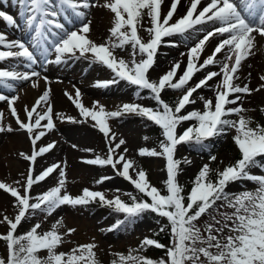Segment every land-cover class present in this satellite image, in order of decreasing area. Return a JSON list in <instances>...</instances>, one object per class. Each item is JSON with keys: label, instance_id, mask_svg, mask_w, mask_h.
Returning <instances> with one entry per match:
<instances>
[{"label": "snow or ice", "instance_id": "6c2138e0", "mask_svg": "<svg viewBox=\"0 0 264 264\" xmlns=\"http://www.w3.org/2000/svg\"><path fill=\"white\" fill-rule=\"evenodd\" d=\"M9 0H0V19L9 26L20 28L17 19L3 10ZM18 6L23 21L25 39H9L0 33V86L9 92H16V84L30 83L39 88L44 82L42 94L34 103L24 105V118L16 107L19 94H0V102L7 104L8 113L15 120L17 129L5 125V113L0 111V133L15 130L25 132L31 144L30 153L19 156L29 162L22 180L14 183L0 181V191L13 199L14 216L0 214V226L6 231L0 233V241L6 245V256H0V264H98L95 243L79 244L68 252H57L65 243V236L75 233L68 228L61 233L62 218L51 225L50 230L40 231L41 223H34L29 230L18 234V228L37 213L51 217L63 206L87 207L99 203L118 217L102 232L127 230L145 213H153L166 220L160 232H169L167 245L154 238L145 237L139 247L127 254L117 253L111 264H264V125L256 124L247 116L249 109L243 106L244 96L264 91V83L255 89L247 83H236L239 71L257 47L264 41V0H10ZM185 7L179 14V7ZM103 8L111 14L110 35L103 43L91 38V10ZM211 25V27H208ZM141 32L144 35H141ZM192 33L203 35L194 44L187 45ZM173 37L182 40L169 39ZM218 39L212 52L202 59L208 44ZM185 43L186 66L178 75L184 61H174L169 69L157 79L150 78L162 47H178ZM127 51L128 59L116 54ZM51 57V58H50ZM85 60L91 65H102L110 71L111 78L96 81L94 86L108 89L124 82L134 89L137 99H148L154 106L128 102L107 110L94 101L92 107L82 103V93L75 89L74 95L65 92L67 98L78 109L79 117L66 119L74 123H88L103 134L107 153L84 159L86 165L110 167L115 176L123 178L135 190L108 198L105 192L82 189L81 194L71 195L67 190L66 162L53 163L39 173L35 164L39 157L51 152L56 142L46 146L38 144L42 138L55 130V120L65 117L54 111L51 102V81L35 66L47 70V65H67L70 61ZM15 61L28 71L15 67L3 68L4 62ZM218 66V71H207L197 82L192 83L197 73L209 67ZM251 75V74H249ZM220 77L212 85L209 82ZM264 82V75L259 76ZM209 88L212 98L199 95L202 109L186 110L197 103L194 96L198 90ZM166 90L178 91L181 95L173 104L166 102L162 94ZM147 93V95H144ZM264 113V106L260 107ZM126 115L145 119L161 130L162 139L157 148L141 147L139 157L162 158L165 161L166 178L163 189L153 185L148 173L128 158L129 149L124 139H118L112 131L110 121ZM237 117L232 119L230 117ZM187 122V127L183 125ZM183 127V130L180 129ZM234 129L232 137L239 152V158L223 169H212L205 163L192 181V187L185 193L178 176L182 164L191 160L176 157L179 146L187 145L203 151L207 142ZM148 139L147 136L144 137ZM122 146H124L122 148ZM77 148V145H72ZM84 151H93L84 149ZM216 161V155H210ZM215 174V180L211 178ZM56 174L55 186L33 195L34 186L40 185ZM112 176H101L95 181L101 185ZM252 182V190L244 188L230 192V184ZM120 193V189L115 190ZM164 249V257L154 260L142 253L148 247ZM46 251L47 256L39 253Z\"/></svg>", "mask_w": 264, "mask_h": 264}, {"label": "rangeland", "instance_id": "374dc122", "mask_svg": "<svg viewBox=\"0 0 264 264\" xmlns=\"http://www.w3.org/2000/svg\"><path fill=\"white\" fill-rule=\"evenodd\" d=\"M3 10L12 14L21 25L20 28H14L9 26L6 22L0 19V33L6 34L7 37L12 39H25L28 37L22 31L23 21L19 17V8L18 6H13L10 3L2 5ZM111 14L108 12V15L104 21V28L109 29L111 26ZM210 27V26H208ZM16 29V30H15ZM20 29V31H18ZM12 30H15L17 35H12ZM143 32H141L142 34ZM110 35L109 31L105 38L102 39L101 43L105 42V40ZM203 34L198 33L194 35L192 33L191 40L190 38L187 40V45L194 44L197 39H199ZM169 39L182 40L180 37H173ZM182 46L180 48L175 47H162L160 50V54L157 57V67L158 64L163 65L165 61L172 60L175 58L184 59V63L186 65V55H182V53L187 52V46L185 43H180ZM120 50H117L119 52ZM116 52V53H117ZM171 52V53H170ZM82 61V60H81ZM81 61H71L67 65H60V68L56 69L55 73L58 75L59 80H64L66 83H71V85H75L76 88H79L81 93L86 95L91 100L90 107H92L94 101H98L101 105L106 106L107 110H116L117 107L123 103L135 102L141 103L146 106H154V102L148 99H137L134 95V89L131 86L125 85L124 82H121L120 85L111 86L108 89H101L94 86L96 81H104L111 78V73L102 65L96 64L89 66L88 64L82 65V67L78 66ZM12 62V61H11ZM7 63V62H4ZM3 68H13L10 65L4 64ZM39 71L40 66H35ZM156 68V67H155ZM29 69H24L22 71H28ZM218 66L209 67L208 69L197 73L194 77L192 83L197 82L201 79L207 71H218ZM182 74V70H179L178 75ZM150 78L155 80L159 76H152L150 74ZM220 77H216L213 81L209 83L215 85L219 81ZM236 83L243 86L245 83L248 84L250 88H253L248 81H244L243 78L239 77ZM261 83H264L261 81ZM28 82L23 83L19 86V89L27 88ZM253 84V83H252ZM21 87V88H20ZM84 87V88H83ZM17 88V87H16ZM88 89V90H87ZM264 93V91H262ZM0 94L5 95H15V92L9 93L5 90L0 89ZM147 95V93H144ZM172 95L179 96L181 95L178 91L166 90L162 94V98L170 97ZM203 95L206 98H212L213 92L209 88H205L202 90H198L195 97H197V103L193 105H189L186 110L192 109H202V102L199 101L198 96ZM111 98V99H110ZM104 100V101H103ZM106 101H115L116 104L113 107H109L106 104ZM6 103H3L2 106H5ZM243 106L249 111L246 113L247 116H250L253 119V127L258 123L260 125H264V113L260 111V107L264 106V95H261L259 92H254L250 96H244ZM64 120H55L56 128L54 131L49 133L46 137L42 138L40 142H38L41 146H46L49 142H52V138H57L62 141V144L53 149L54 154L51 155V152L44 154L41 158H48L47 161L42 163V166H39L35 169L36 173H39L44 168L52 165L53 163H60V157L63 153L65 147H72V145L79 146V142L83 135L89 132L91 140L94 141L93 151H88L81 160L94 158L95 155L105 156L107 153V147L105 138L103 134L92 128L88 123H74L72 121L67 120L66 118L69 115L64 116ZM232 119H236L237 117H230ZM5 125L10 124L13 129H17L18 126L15 124L14 118L10 115L5 118L3 121ZM110 126L112 131L117 134L118 139H124L126 141V147L129 149L127 154L128 158L134 159L136 164L142 167L148 173V177L151 183L158 188L163 189L162 181L166 178L165 172V161L162 158H147V157H139L138 149L141 147L147 148H157L158 146L154 143V135L151 132V128H149L148 123L145 119L134 115H126L119 119H113L110 121ZM183 127H187V122L183 125ZM183 127L180 131L183 130ZM235 135L234 129L227 130L225 135L220 137H216L207 142V148L203 151L194 150L192 147L187 145H182L178 147L176 157L178 159H182L184 156L191 160V166L188 170L181 171L178 176L179 182L184 185V187H188L191 184V181L201 169V167L205 163H210L212 169H223L226 165L235 162V157L238 154V149L234 144L232 137ZM20 136H23V141L26 143V146L31 148L30 141L28 140L26 134L22 130H15L11 133L4 132L0 133V170L4 167L8 168L9 176L5 180H3L0 176V181L7 183H14L17 180H22V175H18V171L23 170V173L26 172L28 165L26 168L22 169L20 167V163H22V157L19 156V153H16L14 142L12 143L11 139L21 140ZM147 136L148 139L145 140L144 137ZM20 146V142L16 145V147ZM12 147V148H11ZM124 146H122L123 148ZM211 147V148H210ZM77 149V148H73ZM52 150V151H53ZM66 150V149H65ZM64 150V151H65ZM78 150V149H77ZM75 151V150H74ZM132 151V152H131ZM210 155H216V161H210ZM55 158L57 159L55 161ZM55 161V162H54ZM51 162V163H50ZM26 169V170H24ZM67 174V188L66 190L73 196L81 194L82 189L89 188L91 190H98L105 192V195L108 198H112L114 195L120 194L121 198L125 201H128V197L124 196V192L132 191L135 194V190L132 186L125 181L121 177L115 176L113 170L110 167H101V166H91L81 163V167L78 172L68 171L65 169ZM68 171V172H67ZM256 174H264L261 173L259 169L252 170ZM112 176L113 178L109 181L104 182L101 185H97L95 181L99 179L101 176ZM58 177L56 174H53L52 177L48 178L45 182H42L38 186H34L33 195L38 194L44 190H47L51 186H55L57 183ZM113 190H111V189ZM247 188L252 190L255 188V184L252 182H243V183H235L230 184L228 187V191L230 192H239ZM120 189L121 192L117 193L115 190ZM108 193H107V192ZM114 191V192H113ZM2 192V191H0ZM13 199L7 195L2 193L0 196V214H6L10 217L14 216L15 209L12 207ZM62 218V227L59 228L61 233H65L68 228H75L76 231L71 236H65V243L58 247L57 252H68L71 248L75 247L79 244H87V243H95L96 248L94 249L96 253V259L98 264H111V261L116 258L117 253L126 252L130 249L137 248L140 245V242L145 238H153V233L157 230L158 224L156 221L158 220L157 216H154L152 213H145L142 218L138 219L134 225L129 227L127 230L122 231H114V232H102L101 229H107L111 226L115 219H117L116 215L111 212L110 209L106 207H101L99 203H91L87 207H69L63 206L58 209L53 216L51 217H42L41 221H37L35 216L30 218L27 222L22 223V226L18 228V234H22L30 229V227L37 222L41 223L40 231L50 230L51 225L55 223L57 220ZM6 231L4 226H0V233ZM41 257H46L47 252L41 251L39 253ZM0 256H6V245L3 241H0Z\"/></svg>", "mask_w": 264, "mask_h": 264}, {"label": "bare ground", "instance_id": "6f19581e", "mask_svg": "<svg viewBox=\"0 0 264 264\" xmlns=\"http://www.w3.org/2000/svg\"><path fill=\"white\" fill-rule=\"evenodd\" d=\"M163 7H164V10L167 11L168 0H165V4ZM185 11H186L185 7H182V6L179 7V14L182 15V14H184ZM107 15H108V11L103 9V8H95V9L91 10V14L89 17L92 20L91 38L98 44L101 43L102 39L105 38L108 34V29L104 28V21H105ZM209 26L211 27V25H209ZM15 30H12L11 34L18 36L20 33H17ZM18 31H20V29H18ZM193 34L196 35L198 33H193ZM141 35H144V33H142ZM8 38L12 39L11 36ZM192 38L193 37H190V40ZM217 42H218V39H215V40H212V42L207 45L206 51L202 55V59L205 58L208 54H210L212 52V50H213V48ZM181 46H182V44H179V46L175 47V48H180ZM253 52H254V54L251 55L245 62H243V66L241 67V69L239 71V77L243 78L244 81H248L251 85H253V89H255L261 83V81L259 80V76L264 75V41H259L257 43V47L255 49H253ZM116 54L118 56H123L126 59H128V52L127 51L120 50ZM177 60L184 61V59L181 58V56H180L179 58H175L172 60L165 61V63H163V65H162V63L158 64V67H157V63H156V65H155L156 68L154 67L152 70H150V74L152 73V76H160L161 74L165 73L169 69V66L174 61H177ZM7 63H4V64L15 67L16 70H18V71H22L24 68L23 66H17L15 61H12V62L10 61ZM86 63L88 64V61L82 60L80 62V64H78V66L82 67V65H84ZM185 66H186L185 63H183L180 70L183 71V68ZM7 68H8V66H7ZM58 68H60V65H47L46 71L44 70V68H41L39 70L42 72L43 75H46L49 78V80L51 81V84L49 86L51 88V102L54 106V111L62 114L63 116L69 115V116L76 118V119H82L81 117H79L78 109H76L75 105L65 95V92H68L69 94L74 95L75 89L71 85V83H66V81H64V80L63 81L59 80L58 75L55 73L56 69H58ZM249 74H251V75H249ZM21 85L22 84H19V83L16 84L17 88H16L15 93L19 94V96L21 97V99L17 102L16 107H17L21 117L24 118V112H23L24 105L27 104V105L31 106L34 103V101L36 100V98H38V96L40 94H42V91L44 90L45 85H44V82L41 81L39 88H32L30 83H29V84H27L28 85L27 88L22 89L20 87L21 89H19L18 87ZM92 87H95V86H92ZM0 89L5 90L6 92H9L6 89H4L2 86H0ZM9 93H12V92H9ZM259 93L261 95H264V93L262 91ZM81 100L85 106L90 107L91 100L88 97H86L85 93L82 94ZM3 103L4 102H0V111H3L5 113V117H7L10 114L8 113L7 104L5 106H2ZM106 104L109 107H113L116 104V102L115 101H106ZM57 120H59V119H56V121ZM20 139H21L20 141L17 140L16 138L11 139L12 143L14 142V144H15V148L11 147L12 150L16 149L15 151L17 154L19 152L30 153L31 148L29 146H26V143L23 141V139H24L23 136H20ZM91 139L92 138H90L89 132H88L85 135H83L80 140H77V143L79 142L78 143L79 146L77 147L78 150L73 149V148L70 149V147L64 148V150L65 149L66 150L65 151L63 150V153L60 157V163L66 162V164H67L66 168L69 172L72 171L71 174L73 172H75V173L78 172V170L81 167V163L84 164L82 162L83 160H81L80 158H83L82 156L88 152V151H84V149L93 148L94 141H92L93 139L92 140ZM52 141H55L57 146L62 144V141L60 139L55 138V137L52 138ZM18 142H20V146L16 147ZM52 154H54V150L51 151V155ZM47 155H49V153ZM51 155L48 158H50ZM45 157H43V158L39 157L38 158V160L35 164V169L38 168L39 166H42V163L48 160V158L46 159ZM56 160L57 159L55 158V161ZM21 161H22V163L19 164L20 167L24 168V166H25V168H26V165H28L29 162H26V165H24L25 160L21 159ZM24 170H26V169H24ZM22 173H23V170H21L20 172L18 171V175H20ZM0 176L3 180L8 178V176H9L8 168H6V167L2 168L0 170ZM111 190H113V189H111ZM2 193L3 192H0V196Z\"/></svg>", "mask_w": 264, "mask_h": 264}, {"label": "trees", "instance_id": "16d2710c", "mask_svg": "<svg viewBox=\"0 0 264 264\" xmlns=\"http://www.w3.org/2000/svg\"><path fill=\"white\" fill-rule=\"evenodd\" d=\"M177 98H178V96L172 95L170 97L165 98V101L169 102L170 104H173ZM147 123H148L149 128H151L152 134L154 135V143L158 146L159 145V140L162 139L161 130L158 128V126H155L151 122L147 121ZM239 155L240 154L238 152V154L235 157V160H237L239 158ZM184 158H187V157L184 156L181 160H183ZM187 159H189V158H187ZM190 166H191V163L190 164H182V171L183 170H188L190 168ZM211 178L213 180H215V174L214 173L211 175ZM192 181H191L190 186L185 187V193L190 191V189L192 187ZM255 187H256V185H255ZM153 215L156 216L155 214H153ZM42 217H45L43 213H37L35 215V218L37 219V221H41ZM116 217L117 218H122V217H118L117 215H116ZM158 219L161 220V224L167 223L166 220H163L162 218L158 217ZM115 221H116V219H115ZM38 223H40V222H38ZM161 224H158L157 230L153 233V238L158 240L159 242L167 245L169 243V232L167 230L164 231V232H160L159 235H156V233L159 231V228L161 227ZM120 231H122V230H120ZM128 251L122 252L121 254H127ZM142 254L144 256L148 257V258H152L154 260H158L159 258L164 257L165 250L164 249H158V248H155L154 246H151V247H148L147 250L144 251Z\"/></svg>", "mask_w": 264, "mask_h": 264}]
</instances>
